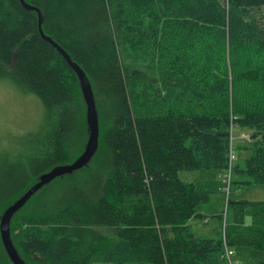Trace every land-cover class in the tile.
Wrapping results in <instances>:
<instances>
[{"label": "trees", "instance_id": "16d2710c", "mask_svg": "<svg viewBox=\"0 0 264 264\" xmlns=\"http://www.w3.org/2000/svg\"><path fill=\"white\" fill-rule=\"evenodd\" d=\"M25 2L88 76L100 129L90 163L13 217L22 259L221 264L226 248L264 251V201L233 202L217 237L196 236L190 221L205 217L208 193L178 177L233 168L239 127L251 131L246 183L264 185V0ZM0 79L37 96L44 114L37 132L0 133L1 217L42 174L84 153L91 122L76 72L20 0H0ZM0 264H11L1 233Z\"/></svg>", "mask_w": 264, "mask_h": 264}, {"label": "rangeland", "instance_id": "374dc122", "mask_svg": "<svg viewBox=\"0 0 264 264\" xmlns=\"http://www.w3.org/2000/svg\"><path fill=\"white\" fill-rule=\"evenodd\" d=\"M43 117V107L37 96L22 92L9 79H0V133L18 135L25 132H37ZM241 133L250 136L251 131L239 127L233 128L235 160L229 192L225 191L229 185L227 179L229 171L202 169L181 170L178 173L180 180L192 183L197 191L208 193V203L200 208V212L205 217L193 218L190 221L196 236L217 237L223 231L224 223L226 221L231 223L234 220L233 202L264 201V185L247 184L250 178L248 174L242 172L246 159L249 157L248 151L244 148L250 145L251 140H243ZM225 212L226 217L221 221L219 216H225ZM252 218V208L246 207L245 223L250 224ZM232 251L234 255L231 260L234 264H260V256L264 254V251L251 246L235 247ZM10 263L12 264L11 261ZM221 264L230 263L225 260Z\"/></svg>", "mask_w": 264, "mask_h": 264}, {"label": "water", "instance_id": "95a60500", "mask_svg": "<svg viewBox=\"0 0 264 264\" xmlns=\"http://www.w3.org/2000/svg\"><path fill=\"white\" fill-rule=\"evenodd\" d=\"M22 5L30 11H35L38 13L39 17V32L41 36L49 42L53 47L57 49V51L64 57L67 63L72 67V69L76 72L79 81L80 87L87 104L88 118L91 122L90 126V137L86 145V149L84 153L73 163L61 165L53 168L49 172L42 174L37 183H35L28 191H26L19 199H17L13 204H11L0 217V233L4 248L6 253L12 262V264H26L25 260L22 259L19 252L17 251L12 237H11V221L13 217L28 203V201L43 187L50 184L53 180L58 177H62L67 174H71L77 170L82 169L87 166L92 160L95 151L98 147L99 140V119L98 113L95 106V101L93 97V91L91 83L88 79V76L83 71V69L75 63L71 57L63 50L57 43H55L50 37H47L43 32V22L44 17L42 12L27 4L25 0H20Z\"/></svg>", "mask_w": 264, "mask_h": 264}, {"label": "built area", "instance_id": "2783aa9c", "mask_svg": "<svg viewBox=\"0 0 264 264\" xmlns=\"http://www.w3.org/2000/svg\"><path fill=\"white\" fill-rule=\"evenodd\" d=\"M242 139H243V140H247V141H249V140H250V136H249V135H244V136L242 137ZM230 159H231V163H233L234 160H235V155H234V154H231ZM231 169H233L232 166H231ZM227 179H228L229 181H230V179L232 180V176H231V174L228 175ZM229 189H230V184L228 185V188L225 189V191L229 192ZM225 217H226V212H225ZM233 255H234V252L232 251V249H230V248H226V250L224 251L222 257H223V259L228 260L230 264H234V263L232 262V260H231V257H232Z\"/></svg>", "mask_w": 264, "mask_h": 264}, {"label": "bare ground", "instance_id": "6f19581e", "mask_svg": "<svg viewBox=\"0 0 264 264\" xmlns=\"http://www.w3.org/2000/svg\"><path fill=\"white\" fill-rule=\"evenodd\" d=\"M231 154H234V153L232 152ZM229 174H231V176H232L231 167H230V169H229V173L227 174V177H228ZM230 183H231V179H230V181H229V184H230Z\"/></svg>", "mask_w": 264, "mask_h": 264}, {"label": "crops", "instance_id": "0c3cea01", "mask_svg": "<svg viewBox=\"0 0 264 264\" xmlns=\"http://www.w3.org/2000/svg\"><path fill=\"white\" fill-rule=\"evenodd\" d=\"M240 135H242V137L244 136V135H248V134H244V133H241ZM203 214V213H202ZM204 215V214H203Z\"/></svg>", "mask_w": 264, "mask_h": 264}, {"label": "flooded vegetation", "instance_id": "af4514ba", "mask_svg": "<svg viewBox=\"0 0 264 264\" xmlns=\"http://www.w3.org/2000/svg\"><path fill=\"white\" fill-rule=\"evenodd\" d=\"M27 264V263H26Z\"/></svg>", "mask_w": 264, "mask_h": 264}]
</instances>
